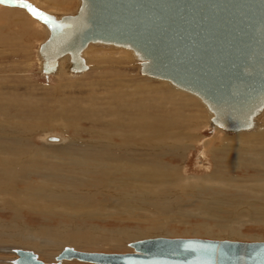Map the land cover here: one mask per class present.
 Returning a JSON list of instances; mask_svg holds the SVG:
<instances>
[{"label": "rangeland", "instance_id": "374dc122", "mask_svg": "<svg viewBox=\"0 0 264 264\" xmlns=\"http://www.w3.org/2000/svg\"><path fill=\"white\" fill-rule=\"evenodd\" d=\"M19 1H23V2L20 3ZM37 1L40 3L42 2V3L38 4L39 6L34 5L32 7L37 8V9L39 8L40 10H42V11L44 10L45 12L48 11V13L51 12L50 14H55L58 16L59 15H70V14L75 13L77 8H78L77 6L79 5V0H65V1H67V2H65V4H62L61 1H54L56 3L57 7H54L56 9H53V8H51L52 5H50L49 3L46 2L48 0H46V1L37 0ZM25 3H29L28 0H14V2H12L11 4L8 3V5L9 6L12 5L15 8L18 7V8H21L22 10L26 11L25 8L22 7V5ZM4 4L6 5L7 3H3L2 5H4ZM20 5H21V7H19ZM31 5H33V4L31 3ZM47 7H49V8H47ZM20 18H22V17H20ZM30 22L31 21L28 22L29 29L33 30V31L37 30L38 34L35 36L36 38L35 37L30 38L31 41L29 42L30 43L29 48L27 49V51H29L27 56L24 57L23 55H18L17 57H11V56L6 55L5 57H3V59H0V82H5L4 85H2V87H1L2 91H0V93L1 92L4 93L3 98H1L2 99L1 107L6 108L4 110L0 108V139L2 140V141L0 140V144H10L6 139H3L4 137H7V136L13 137V139H16V142H18V141L23 142V145H24V143L28 144L31 147V149H33V148H46V149L50 148V149H53V148H56L58 146H61V144L65 143L67 139H76V141L80 140V141H82L81 143L83 144L84 141L88 140L90 137L89 134H87V132H86L87 129H91V128L97 129V126H98L96 124H93L92 118H89L90 116H92L91 112L89 110H86V108L90 109L93 107L91 102L95 101L94 97L96 98V96L102 95V94H100V92L105 93L104 90L100 89L99 87H96V83L100 79L111 80L113 82V85L111 86V88H112L111 90L113 92H115V94L118 95V100H116L114 106L117 108V110L118 109L121 110V115H118L114 118V117L106 116V114H105V115H103L104 116L103 117L104 123H106L107 121H110L112 119L115 121V123L117 120L121 121V123H120L121 126H125V124L131 125V123L129 122L130 121L129 119H131V121L132 120L136 121V118L139 117V115L144 117V120L147 123V126L143 130L145 133H148V134L150 133L151 134L150 137L153 138L151 140V138L149 137L148 142L154 143L155 141H157L155 139L157 137H155L152 132L157 133V130H160V132H161L160 140L166 139L165 144H168L167 146L171 147V146H174L175 144H177V145H182V146L186 147V150L184 152L185 154H182V155L165 154L164 156H161L159 158V162L162 165H164L166 167H170V166L174 167L177 171L176 175L181 174V176H186V177H188V175H189V177L197 176V178L199 176L202 177L203 175L209 173L210 171H214L216 169H219V167H220L221 169H223L226 172V174L228 176L233 177V179L241 180L242 185L247 184L248 185L247 187H249V189H246V190H245V188L244 189L239 188L240 190L239 189L233 190V188H229L228 190L223 189L222 192H224L225 195H227V196H233V197H236L240 200H243L245 204L249 203V204L253 205V203H255L254 204L255 206H251L248 209L246 207V205L245 206L242 205L239 209L235 210V211H242V212H243V210L248 211L246 216H245V213H242L244 216L243 217V216H239L236 214H232L233 212H235V211H233L234 209L231 210V209L224 207V206H222V207L210 206L207 204L206 205L207 209H205V206L201 205V199L202 198L201 197L199 198V195L200 196H202V195L200 193H197L196 197L193 196L192 198H190V201L188 203L186 202V204L181 205V203H180L181 201H176V202L171 203L167 199H169L170 201H171V199H173V198H171L172 196L170 195L172 193H174L175 195H179L178 190L181 189L180 185L175 190H173L174 192L170 191L171 188L169 186L164 187V188H166V189H164V192H161V195H157V192H159V189L156 192L152 191L151 185H149L147 183V184H145V186L147 188H149V190H146V188H145V191H146L145 194H146L147 198L148 199H154V198L158 199V203L161 204V202H162V204H163V205L161 204L163 207H160V209H162V211L160 213L156 212L157 213L156 214V213H153V211H149V212H147V215L145 217L139 216L140 220L138 221L137 216L134 215V212H135L134 210H130V208H128V207L123 209V207H120V206L118 207V205H115L112 202L111 204H113V205L108 206L110 208V210L108 207H106V209L99 208V209H97L96 212L91 214L94 217L91 215L90 216L88 215L86 217V215H84L85 213L83 214L81 212V210H83V208H82L83 206H80V203L78 202V200L76 201V199H74V198L70 199L71 201L65 200L64 203L61 204V206H60V203H61L60 201H58V203H57L56 201H50L49 198L47 199L48 196L50 197V199H53L51 196H54L55 194L60 195L61 193L64 194L67 191L70 192V194H72L73 196L80 193V192H83L84 191L83 184L82 183L80 184L79 181L74 180L73 182H70L73 185L70 183H67L68 181H56V183H54V184L50 183L49 180L45 181V183L42 184V187H41V189H43V191L41 192L43 195L33 194L31 198L22 196V193L24 191L20 192V190L22 189V188H20L21 184H19L17 181H15L16 182L15 187L17 188V194L18 193L21 194L17 198V200H18L17 202H19V203H15V204H17V207L23 208L27 205H32V206L40 205L42 208L46 209L48 206H50L47 209L55 210V207H57L58 208L57 211L60 212V211L65 210L63 207H66L65 206V203H66L69 211L67 209L65 218L60 219L58 222H54V223L34 222V223H32V222H30V221H32V218L30 221H27V219L24 220V218L22 219V218H20V216L17 219L13 218L14 219L13 220L12 218H10V217H12V215L10 216V213L8 211H4V210L2 211L3 204H2V202H0V213L2 211V213L0 214L1 215L0 216L1 217L0 223H2V225L5 224L7 226V230H6L8 232L7 235L8 236L12 235L9 237H10V239L14 238V241H15V242H11V244H10V241L8 239L1 237L0 238V246L4 245V246H10L11 247L13 245L12 247H15L17 249H22V250L24 249V250H28V251L30 250L32 253H35V254L38 253L36 255H37V257H39V259L41 261L46 262V263H53L55 261V256L63 249V247H70L73 245L70 243L67 244V242L65 243V240L62 238L63 234H61V232H59L61 235L58 234V230L62 229L61 227H64V226H65L64 228L70 227L67 230H69V231L72 230L71 232H73L74 229H77L80 227V230L83 231L84 233H86L85 237L89 236L90 238H92L93 241H95L96 238H97V241H98V238H100V242H101V240H105V241H102V243H101L102 247L101 248L94 249L91 245L89 247H86V248H82V247L79 248L80 251H84V252L85 251L86 252H100V253H109V254H124V253H130V252L132 253V249L128 245L129 243H131L129 241H128L129 243L127 244L126 240H124L123 242H125V243L123 244L122 248L119 250L111 249L110 247H108L109 243H107V242H109V240H115V238L120 239L122 236V235L120 236V234H121L120 232L123 229L127 230V229H134V228H136V230H138V232H141L140 235H143L141 237H145L147 239H152V236H153V238L163 237V238H168V239H174V238L175 239H204V240L232 241V242H242V243L264 242V222H263L264 221V193H263V191L258 190V188H255L253 190V192H254L253 195L250 193V190L252 188L250 183H253V180H256L259 177L258 179H260V178L263 179L261 184L263 185V183H264V171L258 173L254 169L255 165H254V168H251L249 166V161H253L256 158L264 161V148L258 147V146H260V144L258 142L244 141V142H242L243 144L238 143L240 147H244V148L247 147V149H250V151H251V153L248 154V156H245V157L243 156V158H241L240 156H237V155H236L237 157H235L233 155H231L233 157L227 156V155H225L226 153L221 154V155H217L215 158H213L211 156H208L207 159L201 158L200 152H201L202 148H201L200 144H197V142H199L200 139H202V138H210L212 136V134L214 135V133H215V130H214L215 127L212 126L210 124V122L207 121V118H206L207 115L206 114L208 112L204 109V107L200 103H197L198 105H194L192 102H186V101H184L178 97V95L180 93L187 95V94H185L186 92H184V93H182L183 91L179 92L180 90H178V91L175 90L174 88H172L167 83H164L163 81L148 78V77H145L143 75H140V73H139V61H137L136 59L133 58L134 56L130 50H123V51H125V52L128 51V53L130 55L132 54L131 58L123 59V58H120L117 55V53H115L116 51L118 52V50H122V49H119V48L114 49V47L112 48V46L109 48V46L105 47V46L101 45L99 47V45H95V46H97L95 50L88 51L86 53L87 56L84 55L85 56L84 58L87 59L88 64H89V69H88L89 71H87L86 73L81 74V75H79V74H77V75L68 74L65 77H63L62 80H59L58 77H56L57 78L56 79L55 77H53L54 75H50V76L49 75H42L40 73V66L41 65L39 64V59H38V55H37V48H38V45L43 40H45V38L47 36H46V32L44 31V28L42 30V28H40L38 25L32 24ZM41 30H42V32H41ZM13 77L17 78L18 83L16 82V80H14ZM95 80H97V81H95ZM13 84H17V87H15ZM162 84H164V85H162ZM13 88L16 90L10 91L11 93L7 92V91H9V89H13ZM5 91L7 93H5ZM151 92H153V93L151 94ZM126 93H128V94H126ZM37 101H39V102H37ZM23 105L26 106L25 110H24ZM39 106H40V108H39ZM53 107H54V109H53ZM125 107H128V113H127V111L124 110ZM69 108L70 109L79 108V109L84 110V112L86 113V117H84V119H79L77 121L72 116H70L71 117V124L69 126H72V127H66L62 131V128H61V124H62L61 120L62 119L59 116L60 113H58V111H60L61 109L67 110ZM171 117H172V119H171ZM187 119L189 121H187ZM204 119L207 122L204 121ZM204 123H205V125H204ZM120 124L116 123V126L121 127ZM206 124H207V127H205ZM73 127L78 129L77 134L74 133ZM104 127H106L105 129L102 127V130L104 131V133H103L104 137H106V136L111 137L116 132V130L119 129V127L116 129L115 126H110V127L104 126ZM197 127H199V128H197ZM154 128H155V130H154ZM170 128H172V129L174 128L173 137H171L170 132L166 131L167 129H170ZM43 130H45V131H43ZM50 130H52V131H50ZM126 130H128V127ZM192 130H195V131H192ZM112 131H114V132H112ZM184 131H186V132L184 133ZM196 131H198V132H196ZM222 132H223V134L227 135L226 136L227 138L232 137L234 134V133H230V132H225V133H224V131H222ZM229 135H231V136H229ZM49 137H55L58 139V141L57 142L48 141L47 139ZM135 140H136V137H134L132 139V142ZM188 140H190V142H187ZM171 143H172V145H171ZM180 143H182V144H180ZM247 143H249V144H247ZM215 144H216V146L220 145L219 141L218 142L216 141ZM233 144H236V143H233ZM222 145L230 146L231 142L226 141V142L222 143L221 146ZM252 148H253V150H251ZM259 150H261L262 152ZM185 155H186L187 159L185 158ZM256 155H258V156H256ZM7 157L13 159V157H9V156H7ZM166 158H168V159H166ZM230 158L232 160H230ZM240 160H241V162L244 163V168L243 167L239 168V169L229 168V166L231 165V161L240 162ZM179 164H181V165H179ZM86 165L87 166L84 167L85 169L89 168L92 170V167H93L92 165H94V164L92 161H87ZM44 166L46 167V164ZM180 167L182 170L180 169ZM65 168H66V166H59V169H61V171H62V169H65ZM72 168L74 169V171H76V173H75L76 175L79 174L81 169H83V168H80L79 166H76V165L72 166ZM253 170H255V171H253ZM261 170H264V167H262ZM61 171H60V173H65L64 171H62V172ZM178 171H179V173H178ZM238 171L240 173H238ZM161 172H163V170ZM259 174H261V176ZM181 176L179 175L178 177H181ZM118 177L120 180L122 175L118 174ZM181 178H183V177H181ZM40 182L42 183V181L37 179V180L31 182V184L40 185ZM115 183L116 182H114L113 184H115ZM181 185H182V183H181ZM51 186H52V188H51ZM58 186H61V187H58ZM148 186H150V187H148ZM152 186H154V185H152ZM184 187L186 190H188L189 188H192L189 185L184 186ZM55 188H57V189H55ZM66 188H67V190H66ZM241 188H243V187H241ZM79 190H81V191L79 192ZM58 191H60V192H58ZM90 191H92V189H90ZM151 191H152V193L154 192L153 196H151L152 194H149V193H151ZM220 191L221 190H219V189L217 190L216 188H213L212 191L205 189V193H206L207 197H210L212 194H215V193H220ZM47 192L49 193V195ZM54 192H56V193H54ZM120 194H123V193H122V191L119 190L118 194H116V195L119 198H121ZM163 195H164L165 199L163 198ZM0 197H2V199L4 200L3 203H7L11 200H12V203H14L13 199L9 200L10 196H8V195L2 194V195H0ZM160 198H161V200H160ZM180 198H181V200L187 199V198L181 197V196H180ZM39 199H41L40 201L42 203L40 201H38ZM164 200L165 201L167 200L169 202V204L167 203V201L165 202ZM203 200L206 201V199H202V201ZM173 201H174V199H173ZM199 201H200V203H199ZM38 202H40V203H38ZM71 202H72V204H71ZM26 203H27V205H26ZM73 204H75L74 205L75 207L73 206ZM165 204H167V207ZM69 206H70V208H69ZM183 206H184V208H183ZM72 207H74V208L72 209ZM90 208H87V210L91 211L93 209V207H90ZM146 208L149 209V207H146ZM195 208H197V209H195ZM201 208H203L204 210H202ZM214 208H216V210ZM70 210H72V212ZM79 211H80V213H79ZM186 212H188L187 215H186ZM191 212H192V214H190ZM202 212H203V214H201ZM60 213H62V212H60ZM60 213H58V215ZM106 213L107 214L109 213L108 216ZM161 213L162 214L164 213L163 216H161L162 215ZM183 213L186 215V217H184ZM104 214H106V215H104ZM167 215H168V217H167ZM181 216H183V217H181ZM76 217H77V219H76ZM119 217H121V218H119ZM179 217L181 219H179ZM213 217H214V220H213ZM62 218H63V214H62ZM228 218H229V220H228ZM211 220H213V221H211ZM252 220L256 221L257 223L253 222ZM21 221L23 223H20ZM93 221H95V222H93ZM185 222H187V224ZM6 223H8V224H6ZM11 223L12 224L16 223L17 226H15V228L8 226V225H11ZM206 223H208L209 225ZM76 224H78L79 226ZM31 225L33 227H31ZM150 225H160L161 227L153 229L151 231H148V229H149L148 227ZM57 226H59L60 228ZM188 226H190V227H188ZM219 226H221V227L219 228ZM21 227H22V229H21ZM40 227H42V228H40ZM200 227H202V228H200ZM224 227L225 228L228 227L227 229L230 228L229 230H232L233 233L232 234L229 233L227 235L226 234V233H228L227 229H225ZM49 228L52 229L53 232ZM43 229L45 231H42ZM110 229H111V231H110ZM24 230L27 233H24L25 232ZM159 230H161L162 232L161 231L159 232ZM15 231H17V232H15ZM60 231H62V230H60ZM222 232H224V233L222 234ZM52 233L54 234L53 237H52ZM84 233H82V234H84ZM13 234H15V235H13ZM39 234H41L40 237H39ZM44 234L48 235V237L45 236ZM147 234L148 235L151 234V236L146 237ZM58 235H60V236L58 237ZM55 236L57 239L54 238ZM155 236H157V237H155ZM41 237L43 239H41ZM93 238H95V239H93ZM141 239L142 238L136 239V240L139 241ZM52 240H54L55 243L52 245H48V242L50 243V241H52ZM142 240H144V238ZM26 241H28V242H26ZM61 241H63V242H61ZM8 244H10V245H8ZM104 244H105V246H104ZM60 245H61V249H60ZM72 247L76 249V246L73 245ZM3 257L4 258H6V257L16 258L15 255H13V254L12 255L7 254ZM70 264H83V263H80V262L74 260V261H72V263L70 262Z\"/></svg>", "mask_w": 264, "mask_h": 264}, {"label": "water", "instance_id": "95a60500", "mask_svg": "<svg viewBox=\"0 0 264 264\" xmlns=\"http://www.w3.org/2000/svg\"><path fill=\"white\" fill-rule=\"evenodd\" d=\"M25 9L48 30L38 49L45 74L64 54L80 72L89 43L112 45L133 53L141 75L200 99L224 131L251 130L264 111V0H79L74 14L59 17L34 8L51 23ZM129 247L126 254L65 248L55 263L15 249L14 264H264V242L152 238Z\"/></svg>", "mask_w": 264, "mask_h": 264}, {"label": "bare ground", "instance_id": "6f19581e", "mask_svg": "<svg viewBox=\"0 0 264 264\" xmlns=\"http://www.w3.org/2000/svg\"><path fill=\"white\" fill-rule=\"evenodd\" d=\"M41 1H46V0H41ZM54 1H61L62 4H65V2H67L65 0H48L46 2L49 3L50 5H52L51 8L56 9V8H54V7H57L56 3ZM19 2L22 3L23 1H19ZM28 2L29 3H25V4L31 5V3H32L33 5H31V6H34V5L39 6L38 4L42 3V2L41 3L38 2L37 0H28ZM2 4L3 3H0V59H3V57H5L6 55L11 56V57H17L18 55H23L25 57L29 53V51H27V49L29 48V44H30L29 42L31 41L30 38L35 37L38 34L37 30L33 31V30L29 29L28 22L31 21L30 23L38 25L40 28H42V30L44 28V31L46 32V36H48V30L46 29V27L41 22H39L34 17L32 18L28 12L22 10L21 8H18V7L15 8L12 5L9 6L8 3L6 5L5 4L2 5ZM19 7H21V5ZM47 8H49V7H47ZM35 9H37V8H35ZM37 10L42 11L39 8ZM42 12H44L46 14L51 13V12L48 13V11L45 12L44 10ZM51 15H54L56 17L62 16V15L58 16L55 14H51ZM20 17H22V18H20ZM42 30H41V32H42ZM40 44L38 45V48H37V55H38V59H39V64L42 65V59L38 53V49H39ZM95 45H99V47L101 45H103L105 47L109 46V48L112 46V45H104V44H100V43H89L80 53V57L83 59L84 65L86 67L84 70H81L80 72H74V71L69 70L70 55L64 54L57 59L56 68L53 72L45 74L42 72V66H40V73L42 75H49V76L54 75L53 77H55V78L58 77L59 80H62V78L68 74H70V75H77V74L81 75V74L86 73L87 71H89L88 70L89 64H88L87 59L84 58L85 57L84 55L87 56L86 53L88 51L95 50L97 47ZM113 47H114V49L119 48V47L112 46V48ZM119 49H122V50H118V52L116 51L115 53H117V55L120 58H123V59L131 58V55L133 53L130 55L128 53V51L127 52L123 51V50H127V49H123V48H119ZM133 58L135 59V57H133ZM145 77H147V76H145ZM148 78H150V77H148ZM152 79H154V78H152ZM14 80H16V82L18 83L17 78H14ZM95 81H97V80H95ZM160 81H163V80H160ZM163 82L167 83L168 85H170L175 90H177V91L179 90V89L175 88L174 86H172L169 82H167V81H163ZM4 83L5 82H0V91H2L1 87H2V85H4ZM13 85L15 87H17V84H13ZM112 85H113V82L111 80H104V79H100L96 83V87H99L100 89L104 90L105 93L100 92V94H102V95H98V96H96V98L94 97L95 101L91 102L93 107L90 109L86 108V110H89L91 112L92 116H90L89 118H92L93 124H96L98 126H97V129H95V128L87 129L86 132H87V134H89L90 137L88 140L84 141L83 144L81 143L82 141H80V140L76 141V139H67L65 143L61 144V146H58V147L53 148V149H50V148L49 149H46V148H33V149H31V147L26 143H24V145H23V142H20V141L16 142V139H13V137L7 136V137L3 138V139H6L10 144H0V195L5 194V195L10 196L9 200L13 199L14 203H12V200L9 201L10 203L9 202L3 203L4 200L2 199V197H0V202H2V204H3L2 211L3 210L8 211L10 213V216L12 215V217H10V218L17 219L20 216V218H22V219L24 218V220L27 219V221H30L32 218V221H30L32 223H34V222L54 223V222H58L60 219H64L65 215H66V211L68 209L66 203H65L66 207H63L65 210L60 211L62 213L57 211V209H58L57 207H55V210L47 209L50 206H48L45 209V208H42L40 205L32 206V205H27V203H26L27 206H25L23 208L21 206H20L21 208L17 207V204H15V203H19V202H17L18 201L17 198L21 194H19V193L17 194V188L15 187V183H16L15 181H17L19 184H21L20 188H22V189L20 190V192L24 191L22 193V196L28 197V198H31L33 194L43 195L41 193L43 191V189H41V187H42V184L45 183V181L49 180L50 183H52V184L56 183V181H68L67 183L73 182L74 180L79 181L80 184L81 183L83 184V188H84L83 192H80L81 190H79L80 193L73 196L72 194H70V192L67 191L66 193H64V194L61 193L60 195L59 194H57V195L53 194L54 196H51L53 199H50L49 196L48 197L46 196V197H47V199L49 198L50 201H56L57 203H58V201H60L61 202L60 206L62 203H64L65 200H70V199L74 198V199H76V201L78 200V202L80 203V206H83L82 207L83 210H81V212L83 214L85 213L84 215H86V217L88 215L90 216L92 213L96 212L97 209H99V208L106 209V207L113 205V204H111L112 202L115 205H118V207L119 206L123 207V209L128 207V208H130V210H134L135 211L134 215L137 216L138 221L140 220L139 216L145 217L147 215V212H149V211H153V213H156V212L160 213L162 211V209H160V207H163L162 206L163 204H162V202H161L162 205L160 203H158V199H155V198L154 199H148L147 198V196L145 194V192H146L145 188H146V190H149V188H147L145 186V184H147V183L149 185H151L152 191L156 192L159 189L160 193L157 192V195H161V192H164V189H166L164 187L169 186L171 188L170 191H173L180 185L181 189L178 190L179 195H175L174 193L170 194L172 196L171 198H173L174 201H173V199H171V201L169 199H167L171 203L176 202V201H181L180 202L181 205L186 204V202L188 203L190 201V198H192L193 196L196 197L197 193H200L202 196L199 195V198L201 197L202 199H206V201L205 200L202 201V199H201V205H204L205 209H207L206 208L207 204L210 206H220V207L224 206V207H227L231 210L234 209L233 211L239 209L242 205H244V206L246 205V207L248 209L251 206H255L254 205L255 203H253V205L249 204V203L245 204L243 200H240V199L233 197V196H227V195H225L224 192H222L223 189L228 190L229 188H233V190H234V189H239V188L240 189L245 188V190H246V189H249V187H247L248 186L247 184L242 185L241 180L233 179V177L228 176L226 174V172L223 169H221L220 167H219V169H216L214 171H210L209 173L203 175L202 177H200L199 175H198L199 176L198 178H197V176L189 177V175H188V177H189L188 178L186 176H181V174H179L181 177H183V178H181V177H178L179 176L178 174L176 175L177 171L174 167H171V166L166 167V166L162 165L159 162V158L161 156H164L165 154H175V155L176 154L177 155L185 154L184 152L186 150V147H184L182 145H177V144H175L174 146H171V147L167 146L168 144H165L166 139L160 140V137H161L160 130H157V133L152 132L154 134V136L157 137V138L154 137L157 141H155L154 143L148 142V138L151 136V134L145 133L143 130L147 126V123L145 122L144 117L139 115V117L136 118V121L135 120L131 121V119H129L130 120L129 122L131 123V125L125 124V126H121V124H120L121 121L117 120L116 123L120 124L121 127L116 126L115 121L112 119L110 121H107L106 123H104V119H103L104 116L103 115H105V114H106V116H110V117H114V118L118 115H121V110H119V109L117 110V108L114 106L116 100H118V95L115 94V92H113L111 90ZM162 85H164V84H162ZM15 90L16 89L13 88V89H9V91H7V92L11 93L10 91H15ZM7 92L5 91V93H7ZM179 92H181V90ZM152 93L153 92H151V94ZM182 93H184V91ZM3 94H4L3 92L0 93V108L4 110L6 108L1 107V105H2V99L1 98H3ZM126 94H128V93H126ZM185 94H187L188 96L180 93L178 95V97L180 99L186 101V102H192L194 105H198L197 103H200L204 107V109L208 112V110L203 105V103L200 101V99H198L197 97H195V96H193L187 92ZM37 102H39V101H37ZM23 107L25 110L26 106L23 105ZM128 107L124 108V110L127 111V113H128ZM39 108H40V106H39ZM53 109H54V107H53ZM58 113H60L59 116L62 119L61 120L62 131L66 127H72V126H69L71 124V117L70 116H72L77 121L79 119H84V117H86V113L84 112V110L79 109V108H72V109L69 108L67 110L61 109L60 111H58ZM206 115H207V117L206 116L205 117L207 118V121L210 122V119L212 117L211 113L208 112ZM171 119H172V117H171ZM205 119H204V121H206ZM187 121H189V120L187 119ZM210 124H211V122H210ZM204 125H205V123H204ZM104 126H109V127L115 126L116 129L118 127H119V129H117L116 132L111 137L110 136L104 137L103 136L104 131L102 130V127L104 129L106 128ZM212 126L215 127L214 128V130H215L214 135L212 134V136L210 138H202L201 137L202 139H200V141L197 142V144L201 145L202 150L200 152V157L203 159H205V158L207 159L208 156L215 158L217 155H221L224 153H226L225 155H227V156L233 155L235 157L240 156L241 158H243V156L244 157L248 156V154L251 153L250 149H247V147L246 148L240 147L238 144V143H242L244 141L258 142L260 144V146H258V145L257 146L264 148V111L256 118L255 126L253 129L248 130V131H239L237 133L235 132L236 134L234 133L232 137L227 138L226 137L227 135L223 134V132H222L224 130L220 129L219 127H217L215 125H212ZM127 127H128V130H126ZM205 127H207V124ZM197 128H199V127H197ZM154 130H155V128H154ZM173 130H174V128L173 129L170 128V129L166 130V131L170 132L171 137H173ZM43 131H45V130H43ZM50 131H52V130H50ZM73 131L75 134L78 133L77 128H74ZM192 131H195V130H192ZM112 132H114V131H112ZM185 132L186 131H184V133ZM196 132H198V131H196ZM225 132H227V131H224V133ZM229 136H231V135H229ZM134 137H136V140L132 142V139ZM152 139L153 138H151V140ZM47 140L51 141V142H57L58 141V139L55 137H49ZM216 141L217 142L219 141L220 145L216 146V144H215ZM226 141H230L231 145L230 146H228V145L227 146H225V145L221 146V144L226 142ZM187 142H190V140H188ZM233 143H236V144H233ZM180 144H182V143H180ZM247 144H249V143H247ZM171 145H172V143H171ZM251 150H253V148ZM259 151H261V150H259ZM7 156L13 157V159L8 158ZM233 156H231V157H233ZM256 156H258V155H256ZM185 158H186V155H185ZM166 159H168V158H166ZM230 160H232V159L230 158ZM87 161L93 162L94 165H92L93 166L92 170L89 168H86V169L84 168L87 166L86 165ZM45 164H46V167L44 166ZM181 164H179V165H181ZM74 165L79 166L80 168H83L80 170L79 174H77V175L75 174L76 171H74V169L72 168V166H74ZM254 165H255V168H254ZM59 166H66L65 169H62V171H64L65 173H60L61 169H59ZM249 166L251 168H254L256 170V172H258V173L264 171V170H261L262 167H264V161L259 160L257 158L253 161H249ZM242 167L244 168V163L241 162V160H240V162L231 161V165L229 166V168H236V169H239ZM180 169H181V167H180ZM162 170H163V172H161ZM255 170H253V171H255ZM178 173H179V171H178ZM238 173H240V172L238 171ZM118 174L122 175L120 180H119L120 176L118 177ZM259 175L261 176V174H259ZM258 178L256 180H253V183H250V185L252 186L250 193L252 195L254 194L253 190L255 188H258V190H261L264 193V183H263V185L261 184L263 179H261V178L258 179ZM37 179L42 181V183L40 182V185L31 184V182H33ZM114 182H116V183L113 184ZM180 182L182 183V185ZM70 184H72V183H70ZM152 185H154V186H152ZM188 185L191 186L192 188H189L188 190H186L184 186H188ZM58 187H61V186H58ZM148 187H150V186H148ZM241 187H243V188H241ZM51 188H52V186H51ZM213 188H216L217 190L218 189L221 190L220 193H215V194H212L210 197H207L206 193H205V189L212 191ZM55 189H57V188H55ZM90 189H92V191H90ZM66 190H67V188H66ZM119 190L122 191V193H123V194H120L121 198H119L116 195V194H118ZM152 191H151V193H149V194H152L151 196H153V193H154V192L152 193ZM58 192H60V191H58ZM54 193H56V192H54ZM48 195H49V193H48ZM180 196L185 197L187 199L185 200L183 198L184 200H181ZM161 198H160V200H161ZM163 198L165 199L164 195H163ZM40 200L41 199H39L38 201H40ZM168 201H167V203L169 204ZM40 202H38V203H40ZM72 202H71V204H72ZM199 203H200V201H199ZM74 205L75 204H73V206ZM165 205L167 207V204H165ZM74 207H72V209ZM90 207H93V209L91 211L87 210V208H90ZM146 207H149V209H147ZM69 208H70V206H69ZM183 208H184V206H183ZM216 208H214V209L216 210ZM195 209H197V208H195ZM201 209L204 210L203 208H201ZM109 210H110V208H109ZM2 211H1V213H2ZM68 211H69V209H68ZM70 211L72 212V210H70ZM58 213H60L59 214L60 216L58 215ZM79 213H80V211H79ZM242 213H245V216H246L248 211H244V210H243V212L242 211H235L232 214L243 216ZM62 214H63V218H62ZM106 214H104V215H106ZM108 214H107V216H108ZM163 214L161 216H163ZM187 214H188V212H186V215ZM190 214H192V212ZM201 214H203V212ZM186 215L184 214V217H186ZM91 216H93V215H91ZM167 217H168V215H167ZM181 217H183V216H181ZM119 218H121V217H119ZM76 219H77V217H76ZM179 219H181V218L179 217ZM213 220H214V217H213ZM213 220H211V221H213ZM228 220H229V218H228ZM93 222H95V221H93ZM253 222H256V221H253ZM20 223H23V222L21 221ZM185 223L187 224V222H185ZM6 224H8V223H6ZM206 224H208V223H206ZM32 225H31V227H33ZM76 225H78V224H76ZM8 226L15 228V226H17V225H16V223H13V224L11 223V225H8ZM59 226H57V227H59ZM64 227H61L62 229H59V230L57 229L58 234H60L59 232H61V234H63L62 238L65 240V243L67 242V244H69V243L73 244L74 246H76V249L72 247L73 245L70 247H63V249L70 248V249H72L76 252H80V253H100V252H86V251L84 252V251H80L79 248H81V247L86 248V247H89L90 245L94 249L101 248L102 247L101 243H102V241H105V240H101V242H100V238H98V241L96 238V240L93 241L92 238H90L89 236L85 237L86 233L81 231L80 227L77 229H74L73 232H71L72 230H70V231L67 230L70 227H68V228H64ZM159 227H161V226L160 225H150L148 227L149 228L148 231H151V230L159 228ZM188 227H190V226H188ZM220 227L221 226H219V228ZM40 228H42V227H40ZM200 228H202V227H200ZM227 228H225V229H227ZM21 229H22V227H21ZM229 229H227V232H228V233H226L227 235L229 233H231V234L233 233V231L229 230ZM6 230H7V226L5 224L2 225V223H0V238L3 237V238L8 239L10 241V244H11V242H15L14 238L10 239L9 236H12V235L8 236L7 235L8 232ZM50 230L52 231V229H50ZM60 230H62V231H60ZM42 231H45V230L43 229ZM110 231H111V229H110ZM160 231L161 230H159V232ZM15 232H17V231H15ZM224 232H222V234ZM24 233H27V232L25 231ZM82 233H84V234H82ZM120 233H121L120 236L122 235L123 237L121 236L120 239L115 238V240H109V242H107V243H109L108 247H110L111 249L119 250L122 248L123 244L125 243V242H123L124 240H126V242L128 244L129 242L132 243L133 241H137L136 239H140V238L147 239L145 237H141L143 235H140L141 232H138V230H136V228L127 229V230L123 229ZM13 235H15V234H13ZM60 235H58V237ZM40 236H41V234H39V237ZM45 236L48 237V235H45ZM53 236H54V234L52 233V237ZM56 236L54 238H56ZM149 236H151V234L146 235V237H149ZM155 237H157V236H155ZM152 238H153V236H152ZM158 238H163V237H158ZM41 239H43V238L41 237ZM93 239H95V238H93ZM28 241H26V242H28ZM63 241H61V242H63ZM54 243H55V241L52 240V241H50V243L48 242V245H52ZM10 244H8V245H10ZM12 246L11 247L10 246H4V245L0 246V264H11V263L14 264V261L17 259V256H16L14 250L17 248L12 247ZM104 246H105V244H104ZM60 249H61V245H60ZM20 250H22V249H20ZM25 251H28V250H25ZM132 252H133V249H132ZM7 254H10V255L13 254V255H15L16 258H13V257H12L13 259L10 257L4 258L3 256H5ZM36 254H38V253H36ZM102 254H109V253H102ZM124 254H126V253H124ZM36 257H37V255H36ZM37 259L39 261H41L39 259V257H37ZM74 260L78 261L77 259H72V260H62L61 262L62 263L64 262L63 264H70V262L72 263V261H74ZM55 262L56 261H54L53 263H55ZM78 262L83 263V264H93V263L83 262V261H78ZM44 263H46V262H44Z\"/></svg>", "mask_w": 264, "mask_h": 264}, {"label": "snow or ice", "instance_id": "6c2138e0", "mask_svg": "<svg viewBox=\"0 0 264 264\" xmlns=\"http://www.w3.org/2000/svg\"><path fill=\"white\" fill-rule=\"evenodd\" d=\"M14 2V0H0V3H12ZM22 7H25L29 10V12H31L34 16H36L39 19H43L48 23H51L50 18L46 17L43 15V13H39L37 12L34 8H32L31 5L28 4H23Z\"/></svg>", "mask_w": 264, "mask_h": 264}]
</instances>
